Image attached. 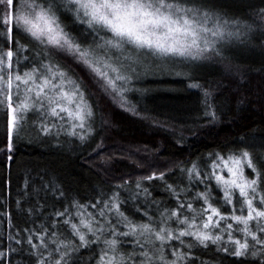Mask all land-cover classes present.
Returning a JSON list of instances; mask_svg holds the SVG:
<instances>
[{
    "label": "snow or ice",
    "instance_id": "obj_1",
    "mask_svg": "<svg viewBox=\"0 0 264 264\" xmlns=\"http://www.w3.org/2000/svg\"><path fill=\"white\" fill-rule=\"evenodd\" d=\"M259 16L264 21V9ZM252 30V24L232 15L218 0H0V116L6 120L8 160L12 161L25 127L38 128L57 143L61 133L78 138L81 146L93 142L96 109L89 103L86 77H77L81 65L104 82L105 92L121 100L125 93L146 91L135 87L143 77L186 76L192 81L190 88L203 92V113L185 126L192 135L207 134L203 130L223 122V113L212 91L196 82V72L206 61L224 62L234 45L246 43L244 37ZM101 64L110 71L102 70ZM153 123L171 127L167 119L153 118ZM177 142L187 140L181 137ZM101 146L102 142L97 149ZM179 168L180 184L169 183L165 171L154 170L138 177L133 188L131 176L121 175L115 188L101 190L94 203L73 200L63 210L53 205L50 215L63 218L71 232L59 243L51 239L58 238L59 219L52 220L55 231L46 222L40 225L42 231L17 229L9 240L15 239L20 248L9 245L8 251L25 252L35 264H84L80 255L84 248L92 252L88 264L97 248L98 264H195L183 247L199 245L210 252L209 245H215L217 253L227 254L220 257L221 264L228 256L238 258L230 264H264V159L251 151L249 138L209 152L207 162L203 157L190 165L181 161ZM145 180L165 185L177 206L165 205L161 211V202L149 200L153 194ZM129 201L146 221L126 214ZM89 207L95 211L88 212ZM77 216L82 217L83 228L77 226ZM249 254L259 255V260L239 259ZM3 255L0 264H6Z\"/></svg>",
    "mask_w": 264,
    "mask_h": 264
},
{
    "label": "trees",
    "instance_id": "obj_2",
    "mask_svg": "<svg viewBox=\"0 0 264 264\" xmlns=\"http://www.w3.org/2000/svg\"><path fill=\"white\" fill-rule=\"evenodd\" d=\"M218 2L238 19L252 24L253 30L244 37L246 43H238L231 48L224 62L206 61L196 72V82L212 91L216 106L223 113V122L203 130L207 134L192 135L189 127L185 126L190 118L202 115L203 92L199 88H190L192 81L175 73L143 77L135 87L146 91L142 95L127 94L121 100L119 96L113 97L104 91L101 87L104 82L95 73L79 66L77 77H86L84 82L88 85L89 103L96 109L95 138L86 147L80 145L78 138L66 133H61L57 143L55 138L49 139L39 133L38 128L25 127L15 143L10 162L6 120L0 116V253L4 254L2 258L6 264H29L30 259L35 264V258L25 252L8 251L9 245L20 248L15 239L9 240L10 235L16 236L17 229L21 233L32 227L42 231L40 225L46 222L47 227L55 231L52 220L59 219L58 237L63 240L71 228L63 223V218L50 215L53 205L63 210L73 200L80 204L94 203L101 190L108 192L115 188L121 175L125 178L131 176L133 188L138 177L151 175L154 170L165 171L169 183L180 184L179 162L190 165L198 157L207 162L209 152L239 142L241 137H248L251 151L264 159V148H261L264 144V39H261L264 21L259 16L264 9V0ZM153 118L167 119L171 127H160L153 123ZM65 127L69 125L65 124ZM181 137L187 140L186 144L177 142ZM73 139L75 143L71 142ZM101 142L102 146L97 149ZM224 174L227 175L226 171ZM49 182L51 188L47 187ZM143 183L151 185L153 195L149 200L161 202V211L165 205L169 208L177 206L175 196L165 191L166 186L160 181L145 180ZM183 183L187 184L186 176ZM123 195L127 196V193ZM192 195H195V190ZM236 197L239 199L238 193ZM201 203L199 201L196 207L199 208ZM31 209L35 212L30 214ZM125 210L138 221L147 220L135 212L131 201L125 205ZM155 210L156 204H153ZM87 211L95 210L89 207ZM227 211H232L230 206H227ZM73 212H76L75 207ZM81 218L76 217L78 227ZM39 241L34 238L33 242L38 245ZM192 243L195 245L194 241ZM24 247L29 248L30 245L25 243ZM209 247L210 252L199 245L191 249L185 246L181 251L190 253L188 260L195 264H221L220 257L227 254L217 253L215 245ZM168 254L171 256V249ZM80 255L84 264H88L92 252L84 248ZM99 255L97 248L91 264H98ZM237 259L228 256L223 264ZM239 259L253 260L248 256Z\"/></svg>",
    "mask_w": 264,
    "mask_h": 264
},
{
    "label": "rangeland",
    "instance_id": "obj_3",
    "mask_svg": "<svg viewBox=\"0 0 264 264\" xmlns=\"http://www.w3.org/2000/svg\"><path fill=\"white\" fill-rule=\"evenodd\" d=\"M100 67H102V70H104V71H110L108 68L104 67L103 64H101ZM127 94H132V93H125V94H124V97H126ZM21 98H23V96H22ZM64 103H66V102H64ZM237 193H238V195H239V192H238V191H237ZM142 199H143V198H142ZM241 203H242V201H241ZM237 207L239 208V204L237 205ZM230 209L232 210L231 206H230ZM186 211H187V210H186ZM246 211H247V210H246V206H245V208H244V214H246ZM84 219H87V218H84ZM79 227H80V228H83V225L79 224ZM85 230H86V229H85ZM237 236L240 237V238H243V234L240 233V232H237ZM49 237H50V236L46 237V239H49ZM51 239H55V240H56V243H59V242H60L59 237H58V238L52 237ZM249 239H250V238H249ZM39 244H40V241L38 242V245H39ZM51 247L54 248L55 245L53 244V245H51ZM41 251H43V249H41ZM46 255H47V253L45 252V256H46ZM248 257H249L250 259H256L257 261L259 260V255H258L257 257H253L251 254H249Z\"/></svg>",
    "mask_w": 264,
    "mask_h": 264
}]
</instances>
